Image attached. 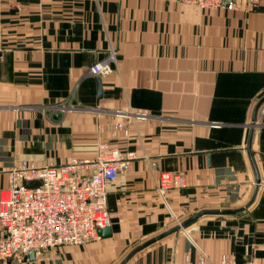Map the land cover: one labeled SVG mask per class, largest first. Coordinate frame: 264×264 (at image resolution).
<instances>
[{
	"label": "crops",
	"instance_id": "obj_1",
	"mask_svg": "<svg viewBox=\"0 0 264 264\" xmlns=\"http://www.w3.org/2000/svg\"><path fill=\"white\" fill-rule=\"evenodd\" d=\"M111 48L98 97L88 69ZM263 96L264 0L250 10L180 0H0V189L22 159L92 156L101 139L135 152L107 185L110 235L0 264H119L194 211L243 206L255 185L244 209L204 213L123 264H183L186 254L220 264L222 253L264 264V101L252 123ZM62 101L79 107H52ZM162 170L183 174L185 186L162 195Z\"/></svg>",
	"mask_w": 264,
	"mask_h": 264
},
{
	"label": "built area",
	"instance_id": "obj_2",
	"mask_svg": "<svg viewBox=\"0 0 264 264\" xmlns=\"http://www.w3.org/2000/svg\"><path fill=\"white\" fill-rule=\"evenodd\" d=\"M199 9L256 8L261 0H180ZM115 59L113 48L107 56L93 62L91 74H108ZM64 111L77 108L71 101L52 105ZM127 131L122 121L114 124ZM135 157L134 150H121L105 140H98L92 156H73L58 164L38 165L22 159L8 170V184L0 189V222L3 235L0 238V258H24L30 251L35 255L61 244H82L100 236L99 227L111 224L107 206V185L125 171ZM39 179L35 186H27L25 180ZM185 177L179 172L162 170L158 189L162 195L169 188L185 186ZM180 220H178V223ZM171 264H175L172 262ZM183 264H206L202 254L193 262L189 254ZM220 264H238L234 257L222 253Z\"/></svg>",
	"mask_w": 264,
	"mask_h": 264
},
{
	"label": "water",
	"instance_id": "obj_3",
	"mask_svg": "<svg viewBox=\"0 0 264 264\" xmlns=\"http://www.w3.org/2000/svg\"><path fill=\"white\" fill-rule=\"evenodd\" d=\"M96 82H97V96L100 97L102 94V91H101L100 76L98 74H96ZM263 101H264V96L258 100V102L254 108L253 116H252V123H254V121H255L257 109ZM58 115H60V112L55 113V116H58ZM251 137H252V128L250 129L249 138H248V146H247L248 150H249ZM249 154H250L251 160L253 162L252 155H251L250 151H249ZM253 164H254V162H253ZM254 168H255V173H256V182H259V176H258V172H257L255 165H254ZM39 183H40L39 179L25 180L24 181V184L27 186H35V185H38ZM256 190H257V185H255L250 199L243 206L234 207V208H204V209H200V210L192 212L187 218L181 220L179 223L173 225L172 227L168 228L167 230H165V231L141 242L137 246H135L132 250H130V252H128V254L123 258V260L119 264H123L137 250H139V249L143 248L144 246L148 245L149 243L165 236L166 234L178 231L181 227L185 226L187 223H189L190 221H192L193 219L197 218L198 216H200L204 213H235V212H238V211L244 209L253 201L254 196L256 194ZM110 233H111L110 226L98 228V234L101 236H108V235H110ZM29 257H31V258L34 257V251H30Z\"/></svg>",
	"mask_w": 264,
	"mask_h": 264
}]
</instances>
